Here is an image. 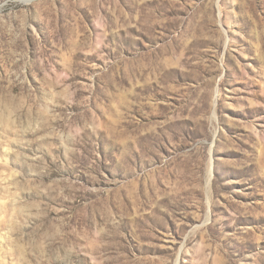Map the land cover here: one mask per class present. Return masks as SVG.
Here are the masks:
<instances>
[{
  "label": "rangeland",
  "instance_id": "obj_1",
  "mask_svg": "<svg viewBox=\"0 0 264 264\" xmlns=\"http://www.w3.org/2000/svg\"><path fill=\"white\" fill-rule=\"evenodd\" d=\"M0 0V264H264V0Z\"/></svg>",
  "mask_w": 264,
  "mask_h": 264
},
{
  "label": "water",
  "instance_id": "obj_2",
  "mask_svg": "<svg viewBox=\"0 0 264 264\" xmlns=\"http://www.w3.org/2000/svg\"><path fill=\"white\" fill-rule=\"evenodd\" d=\"M30 0H26V1H23V2H29Z\"/></svg>",
  "mask_w": 264,
  "mask_h": 264
}]
</instances>
